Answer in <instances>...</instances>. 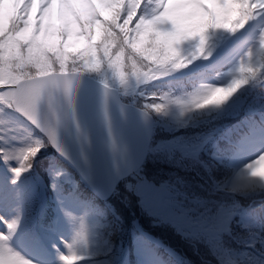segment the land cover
Masks as SVG:
<instances>
[{"label": "snow or ice", "instance_id": "6c2138e0", "mask_svg": "<svg viewBox=\"0 0 264 264\" xmlns=\"http://www.w3.org/2000/svg\"><path fill=\"white\" fill-rule=\"evenodd\" d=\"M260 21L264 0H0V116L10 112L32 126L23 137L0 138V162L15 186L7 188L0 179V189L14 194L0 197V225L6 227L0 231V264H32L12 246L23 220L19 182L42 150L52 147L64 155L57 129L72 116L74 86L83 68L101 78L105 99L111 91L105 82L109 71L121 94L133 97L146 96L149 85L158 90L180 72L195 81L192 90L163 94L161 103H155L153 92V103L144 104L141 114L147 118L153 109L162 117L174 115L180 126L211 124L251 108L255 100L249 96L264 89V23L236 56L227 45L214 55L219 41L213 36H235ZM129 63L132 71L125 76ZM209 72L220 73V86L205 80ZM104 116L107 122L106 111ZM33 128L41 135L34 137ZM261 164L264 148H256L218 186L230 181L232 192L264 190ZM62 211L74 226V238L65 245L68 254L58 253L59 264H80L89 258L91 230L84 216ZM252 264H257L254 258Z\"/></svg>", "mask_w": 264, "mask_h": 264}, {"label": "trees", "instance_id": "16d2710c", "mask_svg": "<svg viewBox=\"0 0 264 264\" xmlns=\"http://www.w3.org/2000/svg\"><path fill=\"white\" fill-rule=\"evenodd\" d=\"M262 23L264 21L252 22L247 30L235 36L216 33L213 39L219 43L214 55L222 45H227L234 56L239 55ZM138 69L147 70L139 65ZM83 71L101 82L98 75L87 73V68ZM131 71L129 63L125 76ZM180 74L166 78V82L156 86L158 90L147 86L148 94L143 97L122 95L118 84L117 87L113 84L111 71L105 82L120 92L122 101L143 108L144 104L153 103V92L156 93L155 103H161L163 94L175 97L191 91L195 81L188 76L178 77ZM219 75L209 72L205 80L220 86ZM249 100H255L251 108L220 121L213 120L211 124L189 121L186 126H180L174 115L162 117L153 109L148 110L154 119V130L149 152L138 174L162 188L179 221L148 212L141 203L137 192L139 181L134 175L121 180L113 195L100 201L48 147L33 161L31 172L19 182L23 220L12 246L32 264H59L58 253L68 254L65 245L72 242L69 237L72 226L62 208L74 207V215L84 216L91 230L89 258L80 264H252L253 258L257 264H264V190L252 194L232 192L228 190L230 181L223 187L218 186L250 152L264 148V108L260 107L264 102V89L257 88ZM0 119L4 120L0 124V138L23 137L31 131L32 126L10 112ZM33 135L41 134L33 128ZM55 173L59 175L55 177L54 189ZM0 179L7 188L15 187L11 184L12 173L2 162ZM8 195L14 194L0 189V197L8 199ZM190 224L203 231L196 235L190 233ZM212 228L213 236L211 231L209 235L206 233ZM0 231L6 232V227L0 225Z\"/></svg>", "mask_w": 264, "mask_h": 264}, {"label": "water", "instance_id": "95a60500", "mask_svg": "<svg viewBox=\"0 0 264 264\" xmlns=\"http://www.w3.org/2000/svg\"><path fill=\"white\" fill-rule=\"evenodd\" d=\"M109 89L105 99L104 84L81 75L74 86L72 116L57 129L64 155L52 148L101 201L140 169L153 131L150 116L145 118L138 108L123 103L117 90Z\"/></svg>", "mask_w": 264, "mask_h": 264}, {"label": "rangeland", "instance_id": "374dc122", "mask_svg": "<svg viewBox=\"0 0 264 264\" xmlns=\"http://www.w3.org/2000/svg\"><path fill=\"white\" fill-rule=\"evenodd\" d=\"M258 171H264V164H261L258 167ZM139 176V175H138ZM136 176L138 178V183H137V192L139 195H142L144 197V207L147 209H154L157 212H160L161 215L164 217H168L170 220H178V215L177 212L173 209L172 205L165 199V195L162 192V188L153 185L152 183L148 182L145 180L143 176ZM7 194V193H5ZM10 197V195H8ZM68 211L73 212L75 214V208L70 207ZM181 227L184 228V224L181 223ZM71 228L69 230L70 232V239L71 241L74 238V226L69 225ZM190 233L192 234H197L199 232H202L203 229L198 228L195 224H190L189 228ZM208 231H211L212 236L215 234L214 228L207 230V234L209 235Z\"/></svg>", "mask_w": 264, "mask_h": 264}]
</instances>
